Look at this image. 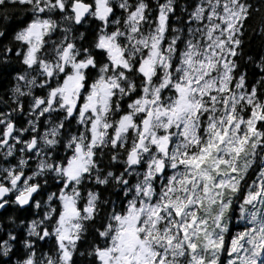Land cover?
<instances>
[{"label": "snow or ice", "instance_id": "6c2138e0", "mask_svg": "<svg viewBox=\"0 0 264 264\" xmlns=\"http://www.w3.org/2000/svg\"><path fill=\"white\" fill-rule=\"evenodd\" d=\"M4 81L0 264H264V0H0Z\"/></svg>", "mask_w": 264, "mask_h": 264}, {"label": "trees", "instance_id": "16d2710c", "mask_svg": "<svg viewBox=\"0 0 264 264\" xmlns=\"http://www.w3.org/2000/svg\"><path fill=\"white\" fill-rule=\"evenodd\" d=\"M9 14H10V16L12 15V10H9ZM259 70L257 69V72H258ZM6 86H9L8 85V82L7 81H4L3 82V84L2 85H0V90H2V89H6L7 87Z\"/></svg>", "mask_w": 264, "mask_h": 264}, {"label": "flooded vegetation", "instance_id": "af4514ba", "mask_svg": "<svg viewBox=\"0 0 264 264\" xmlns=\"http://www.w3.org/2000/svg\"><path fill=\"white\" fill-rule=\"evenodd\" d=\"M6 87H8V86H6ZM5 90V88L4 89H2V90H0V92H3Z\"/></svg>", "mask_w": 264, "mask_h": 264}]
</instances>
